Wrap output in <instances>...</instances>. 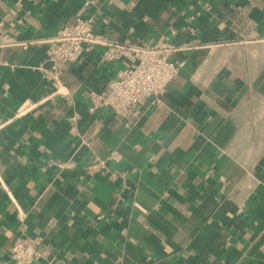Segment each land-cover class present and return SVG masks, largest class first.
<instances>
[{
	"label": "crops",
	"instance_id": "crops-1",
	"mask_svg": "<svg viewBox=\"0 0 264 264\" xmlns=\"http://www.w3.org/2000/svg\"><path fill=\"white\" fill-rule=\"evenodd\" d=\"M76 18L184 62L159 102L90 112L125 66L101 46L50 74ZM25 237L32 264H264V0H0V264Z\"/></svg>",
	"mask_w": 264,
	"mask_h": 264
},
{
	"label": "built area",
	"instance_id": "built-area-1",
	"mask_svg": "<svg viewBox=\"0 0 264 264\" xmlns=\"http://www.w3.org/2000/svg\"><path fill=\"white\" fill-rule=\"evenodd\" d=\"M92 24L90 19L76 18L72 26L63 27L55 36L37 42L44 47L50 74L56 76L62 66L80 62L93 47L101 46L104 62L122 61L125 66L100 92L89 93L88 110L107 109L128 120L136 118L148 99L159 102L184 62L170 60L171 50L165 45L138 46L106 41L94 34ZM121 158L119 153L113 152L108 161L118 163ZM40 243L37 237L16 240L9 250L11 263L32 264Z\"/></svg>",
	"mask_w": 264,
	"mask_h": 264
}]
</instances>
